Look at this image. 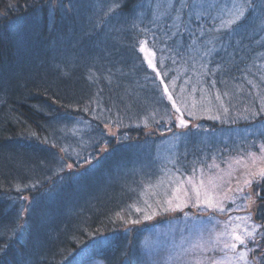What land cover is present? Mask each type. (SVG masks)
<instances>
[{
  "label": "trees",
  "instance_id": "16d2710c",
  "mask_svg": "<svg viewBox=\"0 0 264 264\" xmlns=\"http://www.w3.org/2000/svg\"><path fill=\"white\" fill-rule=\"evenodd\" d=\"M253 3L234 30L217 31L230 0H0V264H145L147 241L162 237L171 217L168 178L195 175L186 172L195 161L208 168L217 155L229 158L242 138L230 128L264 120V0ZM232 32L241 33L236 50L225 45ZM164 33L175 35L181 62L195 52L186 63L219 68L206 80L209 99L199 95L223 122L179 125L160 83L177 74L154 43ZM144 41L159 76L139 50ZM258 204L264 231V199ZM254 259L264 264L261 248L247 263Z\"/></svg>",
  "mask_w": 264,
  "mask_h": 264
},
{
  "label": "rangeland",
  "instance_id": "374dc122",
  "mask_svg": "<svg viewBox=\"0 0 264 264\" xmlns=\"http://www.w3.org/2000/svg\"><path fill=\"white\" fill-rule=\"evenodd\" d=\"M231 2L232 0H230V4ZM147 30L148 29L146 28L144 32ZM158 32L159 31L153 30V33L151 34L148 31V34H150L148 40L152 38V35L156 38V34ZM253 34L255 33L249 32L244 38L248 37V39H252ZM240 35L241 33L239 32H232L228 35H224L225 45L230 46L233 44L234 46L236 44L234 47V50H236L239 43L237 40ZM159 37L160 39L154 40V43L164 46L162 48H165L162 51L165 54L164 62H166L164 64L169 66L170 69H175L177 72V74H173V78L169 79L166 83L172 96L173 91H176L182 99L181 100L177 96H173V99L176 100V106L180 108L179 112L173 108L171 101L169 104L175 111L177 117L180 119L186 118L184 119L186 124H195V122L199 121V118L204 117H209L213 121L223 122L222 116L217 115L214 111V108L219 110L218 106L215 103H212L213 101H211L212 105L210 106V103H208L210 94L206 95L205 93L207 91L205 87L207 84L206 80H209V76H213L219 68H210L209 64L211 65L212 61H209L206 65L199 64L194 67L192 64L186 63L191 59L194 61L198 60L195 52H191L190 54L184 56L185 58L188 57V60H186V62L184 61L186 64H184V62H181V60H183L184 53L177 54L176 52L178 47L176 48L174 44L175 41H173L175 39V35L164 33V36H157V38ZM201 40L204 41L203 39ZM151 42L144 41L142 46L145 51L142 53L145 59H152L153 64L155 65L157 62V56L155 49L153 48V43ZM170 43H173L171 44L172 46ZM258 44L264 45V35L259 37ZM230 48H232V46H230ZM167 58L168 60L172 59V61L166 60ZM178 66L179 69L176 70ZM198 66H201L202 68ZM262 68L264 74V64ZM171 72L173 71H170L169 74H171ZM169 74L167 72L166 76ZM183 80L187 82L182 84L177 83V81L182 82ZM262 81H264V78ZM199 93L208 96V99L200 96ZM240 96L234 97L233 102H245ZM245 99L252 100L254 98H252L249 93H246ZM221 105L222 104H220V107ZM260 106L261 109L264 110V101L260 104ZM211 107L213 109V113L211 111ZM214 117H219V119H215ZM191 118L197 120L192 121ZM245 118L246 116L243 118L237 117L238 121L235 122H240L241 119ZM236 126L237 127L230 128L233 134H235L234 141L238 140L239 135H241L242 138L240 140L241 142L237 145H230L234 148L235 152H230V150H228L226 153H231L229 158L224 157L223 154V157H221V155H217L216 162H209V166H207L208 168H204L202 166L208 162L206 159H203L200 162L195 161L194 165H192L193 168L186 170V172L190 174L194 169L195 175H185L182 179L180 176V181L185 182L181 187L187 189V195H184L183 191L176 192L175 189L177 187V183L175 180L171 179L172 177L168 178L166 188L168 189L167 191L169 196L163 201L167 200L164 210L167 215H171V217L165 225L166 228L163 232V236L151 241L150 243L149 240L147 241L148 249L145 264H197V261H201L202 264H210L209 257L223 260L225 261V264H237L238 262V264H248L247 261L251 259V251H249L251 248V246L249 247L250 242L253 238H258L261 232H264L262 230L263 224L259 221H255V213L258 208L257 206L259 205L258 202L259 200L264 199V189L255 190V188L261 185L262 179L259 175H248L250 172L258 173L261 168H264V153L261 152V145H264V120L258 124L246 126L244 127L245 129L240 128V125ZM155 130L159 134L158 129L155 128ZM106 132L108 135H114L118 132V128L106 126ZM224 134L226 136L225 141H227L229 135H226L225 131ZM184 146L188 148V139L186 140ZM226 146L228 147V145ZM175 149L176 148L172 151H168L167 153L170 155L175 151ZM102 151H106V148L103 147ZM219 152L225 151L219 150ZM249 153H255V159L250 158ZM237 161H239V163ZM174 177H176V175ZM189 178H192L193 182L197 186H199L201 180H204L205 182L204 188L201 189L199 199L197 198L195 191L192 190L191 185L186 183ZM210 179L212 181L211 185H209ZM245 179H250L252 181L250 188L244 185L243 181ZM256 182L258 185L254 186ZM173 183H175V185L171 188ZM238 187L243 188V192L237 193L235 189ZM228 189H232L233 191H228ZM205 193H207V196ZM257 193L259 195H257ZM248 194L252 196L255 203L251 204L250 208L245 210V204H247L248 201H246L244 197ZM177 196L179 199L175 198ZM207 197H211L213 203H222L225 211L220 212L216 210V208L208 207L205 202ZM226 197H234L235 203H232L230 199ZM169 200L172 202L171 206L167 203ZM249 212H251V219L246 220L245 217L249 214ZM178 217H181L180 223L182 224L177 223L178 221L175 218ZM182 218L185 220H182ZM188 221L190 222L189 224ZM232 228H236L237 234L240 235H244L242 231L243 228H247L249 232H253V237H245L246 243L248 244L247 248L237 243V253L240 251L247 253L244 260H237L235 258L236 254L232 253L230 250L225 249L220 251L223 247V243L229 240L227 233H229ZM217 237H219L220 240L219 244H215ZM202 245H215L216 250H202L200 247ZM225 253H227V255H225ZM228 257L232 258L231 262H229ZM92 264L101 263L94 262Z\"/></svg>",
  "mask_w": 264,
  "mask_h": 264
},
{
  "label": "snow or ice",
  "instance_id": "6c2138e0",
  "mask_svg": "<svg viewBox=\"0 0 264 264\" xmlns=\"http://www.w3.org/2000/svg\"><path fill=\"white\" fill-rule=\"evenodd\" d=\"M255 7L256 6L253 3V0H232L230 6L228 4L223 5V7L221 8L220 14L218 16V18L220 19V28H218L217 31L234 30L233 26H239L247 18L249 10H253L254 11ZM112 10H113V8H111V7L108 9L109 12H111ZM261 23H262V25H264V20H262ZM139 43L141 44V46L139 48L140 52H144L145 49L142 46L144 42H139ZM146 59H147L148 66L150 68H152L154 72H156V75L157 76L161 75V73L156 70V66L153 64V60L150 59V58H146ZM110 71L111 70H109V72ZM89 78L92 80L93 83H95L97 81V79H99L98 77H95V76H90ZM109 83H111L110 77H109ZM160 83L162 85H164V88H163L164 95H166L167 99L172 102L173 108H175L176 111L179 112L180 108H178L176 106V100L173 99L172 94L169 92L168 85L165 84L164 80H161ZM173 84H174V81H173ZM225 95H227V93H225ZM216 99L220 100L221 97L219 95H217ZM221 107H223V105H221ZM223 111L226 113L228 111V109L227 108H223ZM214 118L215 119H219V117H214ZM179 125L182 126V127H187V124H186L185 120L182 119V118L179 119ZM53 147H55V145H53ZM62 151H63V149H62ZM261 152L264 153V145H261ZM249 156H250V158L255 159V153H249ZM87 162L91 163V161H87ZM237 162L239 163V161H237ZM67 167L69 169H71L72 165L68 164ZM248 175H250V176L259 175V177L261 179H264V168H261L258 173L250 172V173H248ZM184 183H185L184 181H178L175 191L176 192L183 191L184 195H187V189L181 187ZM186 183L188 185H191L192 190L195 191L196 196L199 199V197L201 195V189L204 188V186H205L204 180L200 181L199 186H197L193 182L192 178H189ZM243 183H244V185H246V186H248L250 188L252 181L250 179H245L243 181ZM211 184H212V181L210 179L209 180V185H211ZM17 190H19V188ZM228 191H233V190L232 189H228ZM235 191L237 193L243 192V188H239L238 187V188L235 189ZM205 195L207 196V193H205ZM257 195H259V194L257 193ZM175 198L179 199L178 196L175 197ZM226 198H228V197H226ZM228 199H230V201L232 203H235V198L234 197L228 198ZM244 199L246 201H248V203L245 204V210L249 209L251 204L255 203V201L252 199V196L250 194L245 196ZM205 202L208 205V207L216 208V210H218L220 212L225 211V208H224L223 204L222 203H213L211 197H207ZM167 203L171 206L172 202H171V200H169ZM166 210H168V209H166ZM24 211H27V209H24ZM245 219L246 220H250L251 219V212H249V214L245 217ZM237 227H239V226H237ZM242 231H243L244 235L237 234L236 228H232V230L229 233H227L228 236H229V240L223 243V247H222V249H220V251H223L225 249L226 250H230L232 253L236 254L235 258L237 260H244L246 258V256H247V253L244 252V251H240V252L237 253V243L239 245H242V246L247 248L248 244L246 243L245 237H253V232H249L247 228H243ZM254 231H255V228H254ZM260 239H264V232H261L259 234L258 238H253L251 240V243L253 244V247L250 248L249 251H253L254 252L256 248H261L262 255H264V245L260 244ZM219 243H220V240H219V237H217V240H216L215 244H219ZM200 247L202 248V250H207V251L216 250L215 249V245H212V246L202 245ZM225 255H227V253H225ZM228 259H229V262H231L232 258L228 257ZM209 261H210V264H225V261L219 260V259H216V258H213V257H209ZM76 264H83V261L82 260H77ZM197 264H202V262L201 261H197ZM252 264H256L255 259L252 261Z\"/></svg>",
  "mask_w": 264,
  "mask_h": 264
}]
</instances>
